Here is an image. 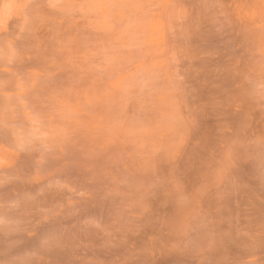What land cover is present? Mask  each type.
<instances>
[{
    "label": "rangeland",
    "instance_id": "obj_1",
    "mask_svg": "<svg viewBox=\"0 0 264 264\" xmlns=\"http://www.w3.org/2000/svg\"><path fill=\"white\" fill-rule=\"evenodd\" d=\"M0 264H264V0H0Z\"/></svg>",
    "mask_w": 264,
    "mask_h": 264
}]
</instances>
